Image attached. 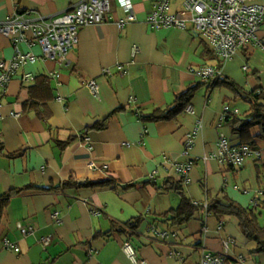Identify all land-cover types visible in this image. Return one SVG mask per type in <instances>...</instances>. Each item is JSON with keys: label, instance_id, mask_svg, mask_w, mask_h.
I'll use <instances>...</instances> for the list:
<instances>
[{"label": "crops", "instance_id": "crops-1", "mask_svg": "<svg viewBox=\"0 0 264 264\" xmlns=\"http://www.w3.org/2000/svg\"><path fill=\"white\" fill-rule=\"evenodd\" d=\"M78 1L0 0V22L18 9L48 18ZM153 1L132 0L136 20L122 27L117 22L126 12L111 1L102 22L80 27L65 62L42 58L38 44H20L37 60L19 67L1 100L0 200L15 189L30 188L12 193L0 210V264H133L122 248L126 241L147 264H198L204 251L226 255L229 264H264V252L256 251L236 217L219 218L206 210L211 199H229L253 209L264 224V139L256 137L258 128L243 135L255 142L258 158L231 166L215 157L221 133L241 143L233 124L249 107L215 81L225 77L245 90L264 88V49L244 45L221 63L207 40L187 28L150 27L146 19ZM181 1L172 0L171 9H179ZM258 35L264 42V24ZM13 53L10 39L0 34V60ZM215 64L220 76L208 82L192 71ZM117 65L123 66L122 74ZM105 68L111 74H103ZM24 73L32 78L22 80ZM90 79L98 84L96 95L86 86ZM191 85H196L188 102L193 113L184 109L168 119H152ZM226 105L237 112L220 120ZM197 121L201 128L185 153L184 137ZM99 123L103 126L96 128ZM188 162L189 181L181 184L198 210L179 226L153 223L170 232L166 239L156 238L147 227L181 198L158 187L181 178L175 164ZM69 178H112L115 183L62 186ZM136 217L142 218L138 233L120 231ZM29 223L35 232L23 236L19 226ZM42 237L49 238L48 245ZM5 238L19 250L6 249Z\"/></svg>", "mask_w": 264, "mask_h": 264}, {"label": "built area", "instance_id": "built-area-1", "mask_svg": "<svg viewBox=\"0 0 264 264\" xmlns=\"http://www.w3.org/2000/svg\"><path fill=\"white\" fill-rule=\"evenodd\" d=\"M114 1L126 12L124 19L117 22L119 27L136 20L132 0H79L68 10L61 14L43 17L33 15L28 10H14L4 21L0 22V34L8 37L13 45L14 53L7 60H0V117L2 97L5 95L12 77L19 67L26 63H34L37 60L32 52H24L20 44L28 46L38 44L41 57L44 59L65 62L68 52L78 41V30L82 26L102 22L105 14L110 10V2ZM172 0H154L151 11L147 16V23L152 28L176 27L187 28L191 34H198L207 40L213 55L226 62L233 57L237 49L244 45L259 46L264 49V42L258 33L264 24V0H182L180 8L171 9ZM133 47V53L137 52ZM119 74L123 73V66H116ZM208 82L210 79L220 76L221 67L215 65H201L192 70ZM103 74H111L109 68L103 69ZM32 78L31 73H24L22 80ZM86 86L96 95L98 84L95 79L86 82ZM188 113H193L190 105L185 108ZM237 110H231L224 106L220 120L228 117ZM138 118L140 112L138 111ZM11 116L18 117L19 113L11 112ZM201 128V121H197L194 129L187 133L183 140L184 152L187 153L194 143V139ZM145 132V130H144ZM260 152L257 148L245 143L234 144L227 140L224 134H220L217 141V153L215 157L220 164L242 166L248 157L258 158ZM191 163L175 164L176 172L188 182V169ZM98 214V210H93ZM58 212L52 214V218L60 223ZM147 231L156 238L166 239L170 232L166 229L149 225ZM19 232L25 236L35 232L32 224L19 226ZM43 245L49 244L48 237H42ZM6 249L18 251L19 247L11 240L4 239ZM123 250L133 264H147L144 259L138 257L137 250L130 241L122 245ZM237 260L244 262L243 256ZM198 264H229L228 257L224 254L212 251H204Z\"/></svg>", "mask_w": 264, "mask_h": 264}, {"label": "trees", "instance_id": "trees-1", "mask_svg": "<svg viewBox=\"0 0 264 264\" xmlns=\"http://www.w3.org/2000/svg\"><path fill=\"white\" fill-rule=\"evenodd\" d=\"M220 83L221 85L227 86L231 89L238 97L245 100L248 104V113L244 118H237L233 124V131L237 133L240 138L243 135H248L250 129L258 128L259 133L256 137L264 139V88H258L254 90H245L242 87H239L231 80L223 77L218 78L215 81V85ZM196 85L189 86L181 94L176 96L175 101L172 105L168 106L165 110H157L152 116L154 120L171 118L176 115L178 112L183 111L189 102L190 97L192 96ZM103 125L101 123L96 124V128H101ZM244 140V141H243ZM72 141L68 139L66 142H62V147L67 143ZM241 143L250 145L251 147L256 148L255 142L250 140V137L244 136ZM183 178L178 180L168 179L164 181L162 185L158 187L163 191H175L180 195V202L176 208L170 209L166 214L154 217L152 222L149 225H154L155 223H165L172 226H179L187 222L194 213L198 210V207L190 198H188L184 192L182 186ZM115 183L112 178H105L101 180H84L78 181L73 178H69L66 182L62 183L64 187H89V188H101L112 186ZM30 188V186L25 187L23 190ZM23 190L15 189L12 192L6 194L5 198L0 200V210L6 204L9 196L14 193L18 194ZM208 213L215 215L216 217L223 218L225 216H234L238 219V225L242 230L243 234L250 240H253L256 243V251L264 252V224H261L259 221L258 213H256L251 208L241 207L239 204L229 200H221L219 198L211 199L206 206ZM142 221L141 217L133 218L129 220L120 231H126L127 229L131 232L130 236L138 233L140 223ZM154 223V224H153Z\"/></svg>", "mask_w": 264, "mask_h": 264}, {"label": "rangeland", "instance_id": "rangeland-1", "mask_svg": "<svg viewBox=\"0 0 264 264\" xmlns=\"http://www.w3.org/2000/svg\"><path fill=\"white\" fill-rule=\"evenodd\" d=\"M245 68H246V66H245ZM238 104H240V102H238ZM228 118V117H227ZM232 216V215H231ZM226 217V216H225ZM261 219H263V217H261Z\"/></svg>", "mask_w": 264, "mask_h": 264}]
</instances>
